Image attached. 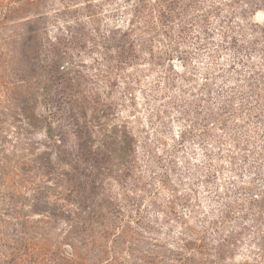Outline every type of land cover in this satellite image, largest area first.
<instances>
[{"label":"rangeland","instance_id":"374dc122","mask_svg":"<svg viewBox=\"0 0 264 264\" xmlns=\"http://www.w3.org/2000/svg\"><path fill=\"white\" fill-rule=\"evenodd\" d=\"M0 264H264V0H0Z\"/></svg>","mask_w":264,"mask_h":264},{"label":"trees","instance_id":"16d2710c","mask_svg":"<svg viewBox=\"0 0 264 264\" xmlns=\"http://www.w3.org/2000/svg\"><path fill=\"white\" fill-rule=\"evenodd\" d=\"M229 33L231 34V32L229 31ZM233 37H235V36H231V39H234ZM245 56L247 57L248 55L245 53ZM244 69H245V67H243ZM247 84L249 85V87H250V85H251V81H247ZM256 97H257V99H258V94L256 93ZM258 101V100H257ZM257 101L255 102V105L257 106V108H258V103H257ZM259 105H260V103H259ZM260 107V106H259Z\"/></svg>","mask_w":264,"mask_h":264}]
</instances>
